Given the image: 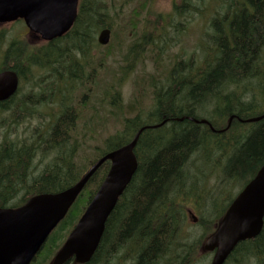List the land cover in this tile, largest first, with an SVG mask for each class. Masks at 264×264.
Listing matches in <instances>:
<instances>
[{"label":"trees","instance_id":"1","mask_svg":"<svg viewBox=\"0 0 264 264\" xmlns=\"http://www.w3.org/2000/svg\"><path fill=\"white\" fill-rule=\"evenodd\" d=\"M125 1L134 2L135 6L124 16L127 20L122 21V26L128 28L122 32H138L144 23L152 21L147 15L150 0ZM181 1L182 4L174 3L172 14L162 17L164 22L172 20L161 26L163 32H170V37L175 31H187L192 12L199 17L203 14L197 5L203 0H196L197 4L191 0ZM207 1L210 8L215 6V9L208 20L210 31L196 42L197 51L190 55L175 54L165 60L163 50L153 49L149 58L155 62L156 73L146 75L144 81L134 80L133 95L128 103H124L121 91L116 88L124 85L129 71L133 74L137 66L128 64L129 71L123 76H117L119 70H110L107 98L102 101L115 110H110L106 118H98V122L88 128V140L94 142L101 138L104 130L107 136L101 145L93 147V154L84 165L77 162L84 142L75 134L84 115L80 106L96 93L98 70L95 69H100L102 63L96 58L101 46L96 35L103 28L113 30L115 27L109 16L111 4L108 0H81L74 27L64 37L50 42L33 43L20 37L8 42L9 31L0 29V71H16L23 81L31 82L41 92L39 96L31 92L18 97L19 86L14 97L0 102V128L5 129L0 143V207H18L37 194L70 187L104 154L129 143L140 128L149 126L141 133L135 148L137 172L109 216L97 250L85 264L202 262L208 254L204 251L205 240L216 231L236 195L226 198L224 208L213 215L212 193L206 196L198 193L199 180L206 185L210 175L215 174L216 188L222 190L223 187L233 188L236 180L249 175L246 185L264 163V118L244 121L264 113V0ZM157 19L155 24H159ZM142 37L137 40L139 49L138 46L132 48L131 43L128 45L124 61L152 46L150 31ZM111 45L112 42L102 60L114 54ZM171 50L166 49L165 54ZM168 60L169 67L163 76ZM93 63H97L95 69L86 73ZM75 66L79 67V72L73 71ZM41 71H45V78ZM79 88L84 91L74 106L71 104L73 94ZM56 91L58 98L53 100L51 97ZM153 100L152 105L149 101ZM55 101H61V106L54 109L45 122L48 126L43 129L41 125L36 126L28 141L11 139L9 126L34 117L30 111L35 107ZM186 116L206 119L212 127L183 118ZM111 127L115 129L113 132L109 131ZM51 153L54 154L52 162L43 172L34 175L37 167L33 165L34 160L38 156L47 158ZM195 159L198 161L194 162ZM200 162L210 168L200 169L198 176ZM110 165L106 161L92 176L60 222L53 244L47 248L44 245L31 264H50L94 197ZM22 190H25L23 196L12 202ZM190 195L194 197L191 200ZM187 199L197 210L210 209V216L200 220L202 234L193 241L187 231L190 212ZM229 261L264 264V226L257 237L239 243L224 264ZM65 264L77 263L72 258Z\"/></svg>","mask_w":264,"mask_h":264},{"label":"water","instance_id":"2","mask_svg":"<svg viewBox=\"0 0 264 264\" xmlns=\"http://www.w3.org/2000/svg\"><path fill=\"white\" fill-rule=\"evenodd\" d=\"M79 4L80 0H0V24L23 19L31 34L38 35L43 41H53L73 27ZM110 39L111 30L103 29L98 37L99 43L107 45ZM18 88L16 71L0 72V102L9 100ZM183 118L211 126L206 119ZM263 118L264 113L245 122ZM148 127L140 128L130 143L104 154L70 187L37 194L18 207H0V264H31L92 176L109 161L110 169L103 182L50 262L65 264L74 258L78 264L88 263L98 248L109 216L137 172L138 159L134 149L141 133ZM193 217L197 221V217ZM263 226L264 163L231 202L216 231L205 240L204 251L214 252L211 264H224L240 242L257 237Z\"/></svg>","mask_w":264,"mask_h":264},{"label":"rangeland","instance_id":"3","mask_svg":"<svg viewBox=\"0 0 264 264\" xmlns=\"http://www.w3.org/2000/svg\"><path fill=\"white\" fill-rule=\"evenodd\" d=\"M108 2L111 4L110 10H109V16L112 17V19L111 18L110 19L114 22V26H115L114 29L112 30L111 40L109 42V44L112 42L111 46L113 48L114 54L107 56L106 58H104L102 60L103 54L107 53V46H109V44H107L105 46L101 45L98 48V51L96 52L97 61L98 60L100 62L102 61V63H100L101 68L95 69V66L97 65V63H93L92 66L88 67L85 70L86 73H88L91 69H93V67L95 70H98L97 71L98 81H97V86H96V93L92 97H90V96L87 97L86 103L84 105L80 106L81 110H83L84 115H83V117H81V120L77 125V132H76L75 136L78 137L79 140H82L84 142L82 148L79 149L78 156H77V162L81 165H84L85 160L92 156L93 147L97 146V145H101L102 140L107 136V130H104V131H102V137L101 138L96 139L94 142L91 140H88L89 139L88 138L89 135L87 133L88 128H90L93 123H97L98 118L108 117L110 110H115L114 108L107 105L106 102L102 101V98H105V97L107 98V96H106V94L108 92L107 88H108V84L111 82L110 81L111 80L110 70L111 71L119 70V73L117 74V76L119 74H120V76H123L124 73L129 71L128 68H126L128 62L130 65L137 66L135 71L133 72V74H130V71H129V73L126 77L129 80L128 82H125L124 85H122V87L116 86L117 87L116 89H119L122 93L121 95L124 99V103H128L130 101V99L132 98V95H133L134 82L139 81V79H137L135 76L139 75L141 73H147V74L154 73L153 67H152V62L150 61V59H147L148 55L150 53H152V51H153L150 48L144 49L142 53L136 54V56H133L134 58L126 59L128 62L124 61V59H123V54H125L128 51V45L130 43L132 44L134 41H136L137 35H140L137 31H131V33L129 31L122 32V30H125V28H123V26H122V24H123L122 21L127 20L126 18H124V16H126L127 12L130 11L135 6V3L131 2V1H125V0H108ZM182 2L183 1H181V0H150L149 1L150 6H149V9L147 10V15H148L149 19L152 21H150V22L148 21L146 24L145 23L143 24V26L146 27L145 31H151V32L156 33L159 30V32H163L164 30H163V28L161 29V26L165 22H160L159 24H155V18L158 15L157 13L160 12L161 13L160 17L162 18L166 14V12L173 10L174 3L182 4ZM191 2H196V4H197L196 0H191ZM197 5H198L199 10L201 11V14L203 13L202 17H199V15L195 14V12L191 13L192 22L190 24L188 23V25H187L188 29L186 32H182V33L177 35V40H179L180 46L174 47L168 53L167 57L169 59L173 55L183 52V50L188 51L189 53H192L195 50L197 51V49L195 48L197 40L198 39L200 40V38L203 37V33L205 35V33L207 31H210L208 20H209V17L211 15V12H214L215 6L210 8L207 0H203L201 2V4H197ZM149 10H151V11H149ZM107 14L108 13H106V15ZM108 17H106L107 21L109 20ZM155 25H157L158 28H154ZM170 27H172L174 30L173 26H170ZM3 28H5L6 30L9 31L8 36H7L8 42L11 39L16 38V37H20L21 39H24V40L27 39L28 41H31L33 43L41 42L40 38H37L33 35H29L28 29H27L25 23L21 20L20 21L18 20L14 23L0 25V29L3 30ZM140 31H142V30H140ZM98 34H99V32L97 33L96 37L98 36ZM143 34H146V32H144ZM167 36L170 37V32L168 33ZM173 41L176 42V34L173 35ZM121 42H122V44L120 45ZM168 42H170L169 39H167L166 43H168ZM187 47H188V49H187ZM0 59H1V53H0ZM168 67H169V64L163 68V76L167 73ZM73 71L79 72L80 69H79V67H76L73 69ZM44 72L45 71H41V73H42L41 75L43 76V78H45V75H46ZM153 75L154 74H152V76ZM34 82H35V79H34ZM29 83H31V82H29ZM29 83L21 80V84H20L21 89H20V92L18 94V97L23 96L25 93L29 94L31 92L36 96L40 95L41 92L39 91V88L38 87L34 88L32 86V83L31 84H29ZM83 91L84 90L82 88H79V90L73 94L74 97H73L72 102H71L72 105H74V106L77 105L78 97L81 94H83ZM151 93H152V91H151ZM58 94H59V92L56 91L54 93V97H51V98L53 100L57 99ZM51 98H49V99H51ZM59 98L62 99L61 96H59ZM50 102L43 103L39 108L35 107L33 110H31L30 113H33L34 117L33 116L32 117H26L25 118L26 120H23L22 122L18 123L17 125L14 124L12 126H9L10 127V128L8 127L9 133H10L9 136L11 137V139H13L15 141H17V140L28 141L27 137L31 134V132L33 131V129L36 126L41 125L42 129L45 128L46 126H48L47 125L48 123H45V122L49 121V119L51 118L50 115L54 111V109L60 108V106H61V101H60V103H58L57 101H55L54 103H50ZM149 102L153 105L154 100L152 102L151 101H149ZM92 107H95V109H93ZM32 111H35V112H32ZM5 116H6V114H5ZM21 116L23 117V115H21ZM40 118H42L44 123L42 122V120ZM8 128H7V130H8ZM114 130H115L114 127H111L109 131L113 132ZM4 135H5V129L0 128V143L3 142ZM83 136H86V137L83 139ZM53 156H54V154H52V153L47 158H42L41 156H38L34 160V164H33L34 166H37L34 168V170H35L34 175H38L39 173L43 172V170L47 167V165H49L52 162ZM197 161H198V159H195L194 162H197ZM192 167L193 168L195 167V163L192 164ZM203 168L208 170L210 168V166L205 165L202 162L198 163L196 175L200 176L201 172L199 170L203 169ZM249 177L250 176L248 175L245 178H240L239 180H236L235 186L233 188L223 187L221 190L219 187L216 188V184L218 183V181L216 180V175L215 174L210 175L206 185L201 184V180H199L200 185H199V189L197 190V192L202 193V195H205V196L207 193H212V196L214 199L211 203L212 207H213L212 208V214L215 215L216 213L220 212L224 208V206L226 205V201H225L226 198L231 199L242 190L243 186L245 185V181ZM24 191L25 190L20 191L18 193V195L13 199L12 202L18 201L23 196ZM214 194H215V197H214ZM193 198L194 197L192 195L189 196L190 200ZM199 199H200V197H199ZM186 205L189 206L190 211H192L198 217V220L194 222L193 217L190 215V213H188L187 231L191 233L190 240L193 241V240L197 239L202 234L203 226L201 225L200 220L203 219V217H205V216H207V217L210 216V209L208 208L207 211H205V212L202 211V209L197 210L194 208V205H192V202H189L188 199H187ZM58 226L51 233L47 242L45 243L46 248L53 244V238L57 236L58 231H59ZM59 241H61V240H59ZM117 258L118 257H116L114 259H116L118 261ZM212 258H213V253H209V254L205 255L203 257L202 262H200L198 264H210L212 261ZM227 264H235V263H232L229 261Z\"/></svg>","mask_w":264,"mask_h":264},{"label":"flooded vegetation","instance_id":"4","mask_svg":"<svg viewBox=\"0 0 264 264\" xmlns=\"http://www.w3.org/2000/svg\"><path fill=\"white\" fill-rule=\"evenodd\" d=\"M157 14H158V15H157L156 18L160 19V20L158 21V23H160V22H164L163 20H161V17H160L161 13L158 12ZM166 14H172V11H168V12H166ZM166 14H165V15H166ZM156 18H155V19H156ZM167 21L171 22L172 20H171V19H167V20H165V22H167ZM145 28H146V27H142V30H143V31H141V32L138 31V33L140 32V35H137V38L142 37V34L145 32ZM139 30H140V29H139ZM130 33H131V32H130ZM168 33H169V32H168ZM168 33H167V30H166L165 32H161V33L159 32V30H158V32H156V33L153 32L151 38L153 39V43H152V45H153L154 49H158V48H157V45L160 44V45H162V46L165 48V51H166V49H168V47L172 45V43L174 42V41H173V36H172V37H168V36H167ZM178 33H179V32H176V31H175V34H178ZM176 37H177V35H176ZM167 39H169L170 42L166 43ZM187 55H189V54L187 53ZM40 95H41V94H40ZM152 95H153V93H152ZM58 103H59V102H58Z\"/></svg>","mask_w":264,"mask_h":264},{"label":"bare ground","instance_id":"5","mask_svg":"<svg viewBox=\"0 0 264 264\" xmlns=\"http://www.w3.org/2000/svg\"><path fill=\"white\" fill-rule=\"evenodd\" d=\"M18 89H19V88H18ZM20 89H21V88H20ZM17 91H18V90H17ZM246 120H247V119H246ZM244 121H245V120H244ZM213 130H215V129L213 128ZM135 135H136V134H135ZM134 137H135V136H134ZM134 137H133V139H134ZM133 139H132V140H133ZM132 140H131V141H132ZM138 140H139V139H138ZM131 141H130V142H131ZM130 142H129V143H130ZM137 143H138V142H137ZM127 144H128V143H127ZM125 145H126V144H125ZM136 146H137V145H136ZM135 148H136V147H135ZM134 151H135V149H134ZM71 259H72V258H71ZM71 259H70V260H71ZM70 260H69V261H70Z\"/></svg>","mask_w":264,"mask_h":264}]
</instances>
